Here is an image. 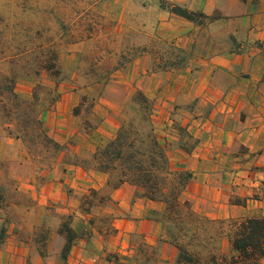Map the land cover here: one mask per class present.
<instances>
[{
    "label": "crops",
    "instance_id": "1",
    "mask_svg": "<svg viewBox=\"0 0 264 264\" xmlns=\"http://www.w3.org/2000/svg\"><path fill=\"white\" fill-rule=\"evenodd\" d=\"M167 1L205 17L175 15ZM155 2L143 9L152 18L135 44L167 40L188 54L183 64L147 73L154 58L137 55L104 85L86 117L74 113L79 93L61 91L39 115L59 144L47 168L34 165L19 137H0V162L16 167L12 197L0 203V264H188L178 262L165 234V203L132 183L112 187L113 175L92 157L124 121L123 106L133 104L136 90L153 101L154 133L170 168L191 173L180 199L216 226L208 240L220 243L222 257L237 255L230 235L238 222L264 217V0ZM125 17L134 16L123 7L118 18ZM64 225L74 235L65 255Z\"/></svg>",
    "mask_w": 264,
    "mask_h": 264
},
{
    "label": "rangeland",
    "instance_id": "2",
    "mask_svg": "<svg viewBox=\"0 0 264 264\" xmlns=\"http://www.w3.org/2000/svg\"><path fill=\"white\" fill-rule=\"evenodd\" d=\"M155 5V0H0V137H19L33 154L34 165L47 168L59 147L37 133L33 118L52 105L61 91L79 93L74 113L86 117L104 85L137 55L154 58L147 73L183 64L188 54L167 40L147 38L146 43L135 44L138 31L150 25L152 18V11L144 13L143 9ZM123 7L134 17L118 18ZM140 12L143 22V16L136 18ZM53 64L58 72L55 67L46 69ZM10 80L21 101L6 93ZM150 101L152 122L154 104ZM139 114L137 103L124 104L123 122L137 123ZM15 168L10 161L0 162L1 204L12 197L9 172ZM180 209L179 215L165 210V234L196 264H208L211 255L218 257L217 264L227 262L228 257L221 256L220 243L208 240L217 233L216 226L191 216L184 206ZM43 231V227L37 231L40 238Z\"/></svg>",
    "mask_w": 264,
    "mask_h": 264
},
{
    "label": "trees",
    "instance_id": "3",
    "mask_svg": "<svg viewBox=\"0 0 264 264\" xmlns=\"http://www.w3.org/2000/svg\"><path fill=\"white\" fill-rule=\"evenodd\" d=\"M164 7L171 13L193 22H198L199 17H205L199 11H191L174 4ZM54 67V71L58 72V67L54 64L46 69L50 71ZM7 85L6 93L16 101H21L14 90V82L10 80ZM132 100L140 108L138 122H122L114 136L96 149L92 156L96 168L113 175L112 187H117L124 182L132 183L141 187L147 198L164 202L166 211L168 210L169 213L179 215L180 207L184 206L193 216L188 201L180 199L191 173L170 168L166 156V145L154 133L150 99L141 91H136ZM33 121H36L37 133L58 148L59 144L42 130L39 117L35 116ZM234 201L242 202L238 199ZM60 231L66 235V243L62 251L65 255L74 235L67 225L62 226ZM4 239L5 233L0 230V244ZM170 239L178 248V262L196 264V260L174 238ZM230 241L237 255L229 256L227 262L223 264H257L264 256V217L247 218L238 222L232 230ZM209 262L210 264L219 263L218 257L209 256L208 264Z\"/></svg>",
    "mask_w": 264,
    "mask_h": 264
}]
</instances>
